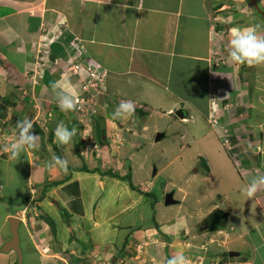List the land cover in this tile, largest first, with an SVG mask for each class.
<instances>
[{"label": "crops", "instance_id": "0c3cea01", "mask_svg": "<svg viewBox=\"0 0 264 264\" xmlns=\"http://www.w3.org/2000/svg\"><path fill=\"white\" fill-rule=\"evenodd\" d=\"M242 27L264 35V15L251 0H0V264H20L15 251H2L11 217L20 222L23 264H167L178 253L188 264H264V186L246 194L264 175V63L232 61L231 30ZM73 34L119 95L93 107L91 127L34 109L39 95L57 97L54 83L81 93L82 78L66 71ZM120 101L137 107L132 117L113 119ZM139 112L150 134H128L120 149L111 141L115 121L125 128ZM25 118L39 145L14 157L2 148ZM201 121L209 129L192 134L189 123ZM60 123L76 129L67 145L55 136ZM175 124L185 132L170 163L183 165L196 146L187 157L204 171L177 189L170 178L158 185L163 200L153 190L161 170L148 145L163 143ZM159 132L166 135L156 141ZM57 156L69 160L67 171L50 166ZM171 192L176 202L166 204Z\"/></svg>", "mask_w": 264, "mask_h": 264}, {"label": "rangeland", "instance_id": "374dc122", "mask_svg": "<svg viewBox=\"0 0 264 264\" xmlns=\"http://www.w3.org/2000/svg\"><path fill=\"white\" fill-rule=\"evenodd\" d=\"M70 42H71V47L69 49L70 50L69 53L71 54V56H73V58L71 59L69 67L67 68L68 70L66 69V71H68V72L70 71V72H72L71 75H75L76 73H74L73 69H71V66L77 62H81V63L83 62V58L81 57V54L83 53V51H85V49L83 48V47H85V42H84L83 38H81L79 35H75V34L72 35V39ZM103 67H105V66L103 65ZM29 74H30L29 72L26 73V76L28 75L27 76L28 78L30 76ZM107 74H108V70H107ZM64 75H66V73ZM107 82H108V80L106 78L104 83L100 86V88H98L99 90L97 89L98 91L92 89V90H89V92H86V90L83 89L81 91V93H79L78 95L75 94L77 99L79 100V102L77 104V108L73 111H68V112L61 111L59 106H58L57 97H55L53 95H52V97L51 96L47 97L48 102L47 101L44 102L43 96L39 95L38 103L34 107V109L35 110L39 109L40 112H45L46 109L49 111L52 110L51 115H50L52 117H54L55 115H58L57 114L58 111L55 112L56 110H60V112H62V114L64 113L63 114V115H65L64 118L69 120L70 122H72V124H74V120H73L74 118L73 117L67 118V117H69V115L78 116L80 121L83 120V124L87 123L91 127V126H93V122H95V117L91 116L90 114H91L92 110H94L95 107L98 108L97 103H100V106L105 105L106 96H108L107 98L112 99L113 98L112 97L113 92H114L113 94H115L116 96H119L117 93H115V91H112V89L110 88V85H108ZM124 90L126 91V89H124ZM29 92H32V91H28L27 93L24 94V96L26 97L27 94L30 96L31 93H29ZM138 92L140 93L139 89H138ZM50 93L51 94L54 93L53 89L50 90ZM109 94H111V96ZM116 102L118 103L119 100H116ZM121 102H123V101H120V103ZM97 110H99V109H97ZM136 110H137V107H135V111ZM87 112H88V116H90V118L88 117V122L90 120L89 123L87 122V117L85 116V114ZM110 114H113V113H110ZM133 120H134V123H133ZM133 120L129 121L127 123V126H128V129H130L129 130L130 132L136 133V138L141 137V135H140L141 130L145 133V135L150 134V131L152 129H151V127L146 126L147 123H145V120L141 118L140 112H139V115H135ZM118 123H119L118 121H115V126H117ZM136 123L138 125H135ZM189 124L191 126L190 128H191L192 134H195L197 132V133L203 135L204 132L206 133L207 129H209L207 127L206 121L205 122L201 121L198 126H194V127H192V125L194 124L193 122H190ZM149 126H151V125H149ZM182 127H183V125L180 127L179 125L175 124L174 129L170 131L171 132L170 136L166 139H163L164 140L163 143L157 145V147L155 146V147L151 148V146H152L151 143L148 145V147H149L148 158L152 162V167H154V165H156V167L161 170V172L154 179L155 186H154L153 190H154L155 196H158L160 199H163V200L165 199V195L163 194V189H160L159 186L163 185V183H165L169 178H170V180L176 181L175 188L177 189L178 184H182V185L185 184V182L187 180L186 177H188V176L190 177L192 175H195V174L199 173V171H200V174H202L204 171V169L202 168V165L198 164L197 161L194 162V160L192 159L193 156H195L196 153L198 152V148L196 146L193 147L192 149L189 147V149H188L189 154L192 155V158L187 157L190 155L185 154V157L182 158L183 159V165H181L179 163H170V161H171L170 158L171 157L173 158L178 153V151L180 150V146L176 142L180 141L179 136L182 134V132L183 133L185 132ZM84 128L89 129L88 127L83 126V130H84ZM118 132H119V134L117 136H113L114 140L111 138V141L112 140L116 141L115 145H117L120 149H123L124 145L129 143V141L127 140L128 135L126 134V130L118 131ZM140 139H142V138H140ZM208 142H209V145L211 147H213V149H217L220 147L218 142L214 141V139H212V138L208 139ZM183 143H184V140H183ZM188 143L190 144V142H185V144H188ZM162 151H164V152H162ZM216 160H218V159L216 158ZM164 166H165V169H162ZM212 166H214L215 171H218V168L221 167L222 164L219 165V162H218V163L212 164ZM170 167H171V169H170ZM195 169H197V170L195 171ZM148 172H149V167H147V173ZM209 172H210V170L208 171L207 174H209ZM189 182H191V179L189 180ZM193 185H194V188H197V186H198V185H196V183H194ZM202 187L205 190L207 186L202 185ZM172 189L173 188H171V190Z\"/></svg>", "mask_w": 264, "mask_h": 264}, {"label": "clouds", "instance_id": "9594fccd", "mask_svg": "<svg viewBox=\"0 0 264 264\" xmlns=\"http://www.w3.org/2000/svg\"><path fill=\"white\" fill-rule=\"evenodd\" d=\"M261 3H264V0H261ZM229 46L231 49L230 57L232 61L236 63H246L248 65L264 63V35L260 34L257 27H242L239 29H232ZM53 91L56 93L58 106L61 111L68 112L77 108L78 99L75 93L66 91L65 86L62 83H54ZM109 102H111L110 99ZM134 113L135 105L133 103L121 102L117 105L112 115L113 119L124 120L132 117ZM16 127L18 129V134L15 142L11 145H4L2 148V150L5 152L11 151L14 157L19 156L20 153L26 151L28 148H37L40 140V137L33 131L34 123L32 119L25 118L22 120H17ZM124 130H126L127 135L135 133L130 132L128 126L121 129L117 125L115 126L113 136H117L119 134L118 131ZM13 132H15V130H13ZM76 134L75 128L70 129L63 123L58 124L55 130L56 139L62 145L71 143L73 137ZM259 151L264 152V148H260ZM50 166H59L67 171L69 167V160L67 158L57 156L53 158L52 162H50ZM261 186H264V175H258L248 185L246 189V194L248 197L251 198ZM40 250L44 254L49 251L47 247L40 248ZM167 264H188V258L184 254L178 253L168 259Z\"/></svg>", "mask_w": 264, "mask_h": 264}, {"label": "built area", "instance_id": "2783aa9c", "mask_svg": "<svg viewBox=\"0 0 264 264\" xmlns=\"http://www.w3.org/2000/svg\"><path fill=\"white\" fill-rule=\"evenodd\" d=\"M81 57L83 58V64L81 62H77L71 66V69H73L74 73L78 74L82 78V90L84 89L86 92H89V90L92 89L97 90L107 78V69L103 67L100 62L88 59L86 51H83ZM13 135L14 132H12L8 137H12ZM224 143L228 147L230 146L228 138H224Z\"/></svg>", "mask_w": 264, "mask_h": 264}, {"label": "water", "instance_id": "95a60500", "mask_svg": "<svg viewBox=\"0 0 264 264\" xmlns=\"http://www.w3.org/2000/svg\"><path fill=\"white\" fill-rule=\"evenodd\" d=\"M251 3L258 13H261L262 15H264V11L261 9V7L259 6V4L257 3L256 0H251ZM176 114L179 117H183L185 115V112L183 111V109H180L176 112ZM165 135H166V133H164V132L160 133L159 132V133H157L155 140L160 141L161 139H163L165 137ZM173 194L174 193L171 192L167 195L166 204H171V203L176 202L173 199ZM19 223H20L19 220L15 217L9 218L10 231L12 234V238L3 245L2 251L3 252H10L13 250V251L17 252L18 257H19V263L23 264V254H22V250H21V246H20L21 239H20V234H19Z\"/></svg>", "mask_w": 264, "mask_h": 264}, {"label": "trees", "instance_id": "16d2710c", "mask_svg": "<svg viewBox=\"0 0 264 264\" xmlns=\"http://www.w3.org/2000/svg\"><path fill=\"white\" fill-rule=\"evenodd\" d=\"M100 63H101V62H100ZM101 64H102V63H101ZM129 179H131L130 176H129Z\"/></svg>", "mask_w": 264, "mask_h": 264}]
</instances>
